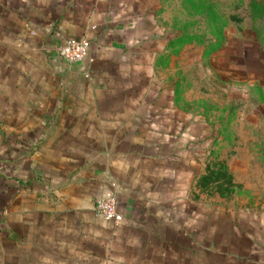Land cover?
<instances>
[{
  "label": "crops",
  "instance_id": "obj_1",
  "mask_svg": "<svg viewBox=\"0 0 264 264\" xmlns=\"http://www.w3.org/2000/svg\"><path fill=\"white\" fill-rule=\"evenodd\" d=\"M159 3L0 0V264H264L257 186L210 162Z\"/></svg>",
  "mask_w": 264,
  "mask_h": 264
},
{
  "label": "rangeland",
  "instance_id": "obj_2",
  "mask_svg": "<svg viewBox=\"0 0 264 264\" xmlns=\"http://www.w3.org/2000/svg\"><path fill=\"white\" fill-rule=\"evenodd\" d=\"M159 5L161 25L175 37L186 88L208 113L209 149L216 152L210 162L239 165L240 179L257 186L241 196L264 205V0H160ZM215 174L221 178L222 172Z\"/></svg>",
  "mask_w": 264,
  "mask_h": 264
},
{
  "label": "built area",
  "instance_id": "obj_3",
  "mask_svg": "<svg viewBox=\"0 0 264 264\" xmlns=\"http://www.w3.org/2000/svg\"><path fill=\"white\" fill-rule=\"evenodd\" d=\"M57 51L63 61L71 64L87 58L89 46L82 38H69L58 46ZM94 211L106 222L118 224L122 221V214L116 209V197L110 190H105L97 199Z\"/></svg>",
  "mask_w": 264,
  "mask_h": 264
},
{
  "label": "trees",
  "instance_id": "obj_4",
  "mask_svg": "<svg viewBox=\"0 0 264 264\" xmlns=\"http://www.w3.org/2000/svg\"><path fill=\"white\" fill-rule=\"evenodd\" d=\"M254 8H256V7H254ZM255 13H258L259 16L263 14V13H262V10L259 11V10H257V9H256V12H255Z\"/></svg>",
  "mask_w": 264,
  "mask_h": 264
}]
</instances>
